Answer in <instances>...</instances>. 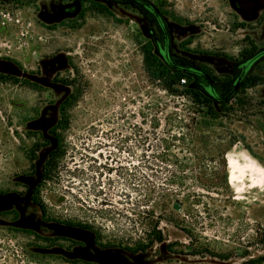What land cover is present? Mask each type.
<instances>
[{
  "label": "rangeland",
  "instance_id": "1",
  "mask_svg": "<svg viewBox=\"0 0 264 264\" xmlns=\"http://www.w3.org/2000/svg\"><path fill=\"white\" fill-rule=\"evenodd\" d=\"M149 1L174 63L219 75L220 54L237 57L250 40L264 46L263 10L247 20L230 0ZM55 2L0 0V264H68L40 237L72 231L145 263L264 264V80L232 99L226 115L201 118L188 96L167 93L146 73L148 42L163 60L154 51L160 29L138 10L109 5L68 28L51 21ZM253 72L264 78V61ZM63 102L68 125L42 179L47 158L38 159L53 145L49 130ZM172 112L193 131L184 156L196 171L168 199L171 165L149 147L151 135L143 145L133 140V125L158 123L160 132ZM202 176L217 184L205 186ZM32 196L49 219L70 226L40 219Z\"/></svg>",
  "mask_w": 264,
  "mask_h": 264
},
{
  "label": "trees",
  "instance_id": "2",
  "mask_svg": "<svg viewBox=\"0 0 264 264\" xmlns=\"http://www.w3.org/2000/svg\"><path fill=\"white\" fill-rule=\"evenodd\" d=\"M55 1L51 10V21L54 24L57 22L55 25L77 28L81 25L87 11L105 14L110 12L109 5H115L125 9L138 10L150 26L154 24L160 29L159 40L164 38L165 26L160 11L149 0ZM230 3L247 20L256 19L258 10L264 11V0H230ZM150 48L151 43L148 42L143 49L145 71L148 76L160 82L162 89L167 93L188 96L191 102L197 105L196 109L201 118L215 119L221 115H226L231 110L232 99L238 101L239 96L244 94L246 89L256 86L264 80L262 75L253 72L254 68H258V63L264 61V46L259 47L252 40L248 42V47L239 51L237 57H229L223 53L219 55L223 58L220 61L222 64L215 67L219 75H215L204 65L191 67L186 61L169 63L165 59L160 60L150 51ZM2 76L0 75V78ZM178 86L185 88L184 93H176L178 91L175 88ZM64 102L58 108L61 116L49 130L56 141L60 140V131L68 125L63 108ZM190 120H195V118L190 117ZM164 121L168 128L165 126L160 132L157 131L158 123L151 122L147 130H143L141 126L134 124L133 140L139 145L148 141V135H151L152 139L155 140V144L149 145V147L155 150L160 149L158 156L161 161L171 165V168L167 170L169 175L166 183L172 188L168 190L166 196L168 199H172L180 194L178 192L181 189L185 188L183 181L188 177L186 172L196 171L191 169L187 158L184 156L185 152H190L193 149V131L182 124L183 119L175 112L167 115ZM143 124L144 122L141 121V125ZM244 148L250 153L248 145H244ZM58 152V146L49 152L42 168V179L54 170ZM221 164L225 169V161H222ZM196 180H198L197 177ZM199 182L209 187L212 184H217V179L202 176ZM186 196L188 197L190 194ZM191 196H195V194ZM30 200L44 212L39 201L33 196ZM156 238L160 240L161 237L159 235Z\"/></svg>",
  "mask_w": 264,
  "mask_h": 264
},
{
  "label": "flooded vegetation",
  "instance_id": "3",
  "mask_svg": "<svg viewBox=\"0 0 264 264\" xmlns=\"http://www.w3.org/2000/svg\"><path fill=\"white\" fill-rule=\"evenodd\" d=\"M163 33L164 38L161 40L158 39L155 42L154 51H156V54L158 56H161L162 59H165L169 63H172L174 60L177 61L178 58L170 52L171 47L167 30L164 29ZM152 36L153 33H150V38ZM34 206L37 207L36 205ZM39 217L45 222L60 223L70 226L69 223L49 219L46 216L45 212L41 210ZM80 228L82 230L84 229V227ZM71 234V236L68 237L41 236L40 238L42 240L50 242L49 246L56 247L54 248V250L61 252L60 256L64 258L65 262L68 264H152L145 263L142 260L133 259L134 253L132 250L100 244L97 242V239L95 237L93 241H91V235L89 236V233H85L84 231H72ZM61 241H67L68 243L61 246Z\"/></svg>",
  "mask_w": 264,
  "mask_h": 264
},
{
  "label": "water",
  "instance_id": "4",
  "mask_svg": "<svg viewBox=\"0 0 264 264\" xmlns=\"http://www.w3.org/2000/svg\"><path fill=\"white\" fill-rule=\"evenodd\" d=\"M11 73L12 74H15V75H18V76L22 75L24 77H28L27 74L22 73L21 71H11ZM36 80L39 81V82H43L44 83L43 80H40V79H36ZM55 142H56V139L53 138V141H52V144L53 145H51L50 147H48L47 150L39 156L38 164H41V163H43L45 161V159L47 158L49 152L52 151L55 148V145H54Z\"/></svg>",
  "mask_w": 264,
  "mask_h": 264
},
{
  "label": "crops",
  "instance_id": "5",
  "mask_svg": "<svg viewBox=\"0 0 264 264\" xmlns=\"http://www.w3.org/2000/svg\"><path fill=\"white\" fill-rule=\"evenodd\" d=\"M258 14V13H257Z\"/></svg>",
  "mask_w": 264,
  "mask_h": 264
}]
</instances>
